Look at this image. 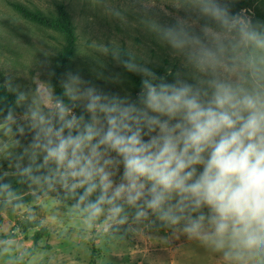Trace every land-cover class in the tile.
Returning <instances> with one entry per match:
<instances>
[{"label": "rangeland", "instance_id": "374dc122", "mask_svg": "<svg viewBox=\"0 0 264 264\" xmlns=\"http://www.w3.org/2000/svg\"><path fill=\"white\" fill-rule=\"evenodd\" d=\"M239 1L0 0V92L20 98L12 112L0 116V184H16L33 173L17 193L0 196V264H91L93 248L95 264H264V256L238 262L227 244L217 251L211 242L190 239L185 220L162 221L143 201L131 206L117 200L118 215L104 204L92 221L87 205L62 199L72 191L70 182L61 180L57 166L45 163L36 146L46 143L41 117L59 128L60 107L70 110L67 121H81L79 108L91 123L88 105L94 97L134 102L142 90L122 69V50L142 77L174 70L170 84L177 87L188 84L211 93L213 84H222L264 92V0H252L236 13ZM13 3L45 14L65 6L77 35L76 55L61 76L71 105H62L52 88L63 35L24 18ZM207 17H228L230 25L208 26ZM237 22L243 33L233 31ZM95 116L103 119L99 111ZM122 172L119 167L112 177L117 183ZM142 211L147 215L138 217ZM42 230L46 234L35 244Z\"/></svg>", "mask_w": 264, "mask_h": 264}, {"label": "clouds", "instance_id": "9594fccd", "mask_svg": "<svg viewBox=\"0 0 264 264\" xmlns=\"http://www.w3.org/2000/svg\"><path fill=\"white\" fill-rule=\"evenodd\" d=\"M142 83L141 106L94 97L91 123L67 121L65 107L59 128L41 117L46 143L36 146L45 163L57 166L71 190L84 189L81 201L99 190L87 204L92 216L104 204L118 215L120 199L131 206L143 201L162 221L185 220L190 239L211 242L217 251L229 245L238 262L264 256V92Z\"/></svg>", "mask_w": 264, "mask_h": 264}, {"label": "trees", "instance_id": "16d2710c", "mask_svg": "<svg viewBox=\"0 0 264 264\" xmlns=\"http://www.w3.org/2000/svg\"><path fill=\"white\" fill-rule=\"evenodd\" d=\"M252 0H240L236 6H235V12L239 13L244 8H246ZM12 7L19 12L24 18L28 19L29 21L36 23L40 26L53 29L56 31H59L63 37H64V44L62 48L59 50L57 57H56V68L53 72V80H52V88L54 89L56 96L58 98V101L62 105H71V100L68 98L63 86L61 85V76L66 71L69 62L74 58L76 55V46H77V35L75 33V26L65 8L64 5H58L56 13L54 14H45L42 11L36 10H30L26 6L20 4V3H13ZM231 19L228 17H222V18H213V17H207L203 20V23L214 27V28H220V29H227L229 27ZM233 31L237 34L244 32V25L240 22H237L235 27L233 28ZM120 63L121 67L128 76V78L140 89L143 91V81H148L151 84H160V83H167L170 84L174 78V70L171 73L166 74L163 76V72L160 71L155 77H142L133 64L131 63L129 54L122 50L120 52ZM139 96L136 97L134 100V103L137 104V106H141L139 104ZM20 98L19 96L14 92H7V91H1L0 92V116L4 115L6 113L12 112ZM79 112L81 116L84 118V122L90 123V120L83 109H79ZM67 131V129L65 130ZM28 177L24 178L22 181L16 183V184H0V196H10L14 193H17L26 183L28 178L30 179L33 177V173H29L27 175ZM84 189L83 188H76L75 190H72L69 194L63 196V200H69L72 199L76 202L83 203L87 205L89 202H96L97 198L100 196L99 190L94 192L92 196L88 197L87 199L81 201L80 196L83 195ZM103 207V205H102ZM97 216L91 215V220L94 221ZM112 230L119 234L128 235V231L124 229H119L117 227L112 228ZM46 234L45 230L39 231L36 233L34 237V242L37 244L39 239H41L42 236ZM35 252V249H31L29 252V255L32 256ZM97 256L95 254V249L93 248V254H92V261L91 264L96 263ZM21 264H25L24 261L21 262Z\"/></svg>", "mask_w": 264, "mask_h": 264}, {"label": "crops", "instance_id": "0c3cea01", "mask_svg": "<svg viewBox=\"0 0 264 264\" xmlns=\"http://www.w3.org/2000/svg\"><path fill=\"white\" fill-rule=\"evenodd\" d=\"M171 264H174V263H171Z\"/></svg>", "mask_w": 264, "mask_h": 264}, {"label": "water", "instance_id": "95a60500", "mask_svg": "<svg viewBox=\"0 0 264 264\" xmlns=\"http://www.w3.org/2000/svg\"><path fill=\"white\" fill-rule=\"evenodd\" d=\"M72 108V106H70Z\"/></svg>", "mask_w": 264, "mask_h": 264}]
</instances>
